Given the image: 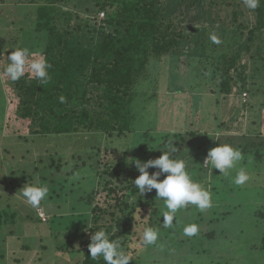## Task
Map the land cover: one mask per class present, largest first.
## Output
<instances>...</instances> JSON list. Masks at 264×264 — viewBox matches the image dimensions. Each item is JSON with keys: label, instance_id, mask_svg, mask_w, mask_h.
Listing matches in <instances>:
<instances>
[{"label": "rangeland", "instance_id": "obj_1", "mask_svg": "<svg viewBox=\"0 0 264 264\" xmlns=\"http://www.w3.org/2000/svg\"><path fill=\"white\" fill-rule=\"evenodd\" d=\"M225 2V5H214L213 14L231 15L237 10V25L251 27L254 24L255 16L243 0ZM42 4L39 0H0V43L3 44L0 47V211L7 209L8 213L16 215L15 221H12L15 225L9 220L8 225L0 228V264H82L78 243L87 242L86 237L91 242V234L99 229L108 231L110 224L107 216L99 221L93 232L89 233L81 227L84 240L78 236V230H71L75 226L80 229L81 222L86 218L85 209L89 205L83 201V197H87L95 187L99 188L97 172L107 165H120L126 157L125 153L132 150L136 142L131 135L109 139L105 135L98 137L95 133L85 132L72 136H7L3 115L6 101L4 88L11 80L4 74L6 57L15 50L13 48L18 41V44L22 42L21 37L25 34L18 40L19 32L28 33L29 28L34 29L35 8ZM77 6V1L72 0L69 4L64 2L61 9L89 19L93 21L92 24H100L105 11ZM196 15L192 9L185 15L188 22L182 25V31L189 39L181 41L180 52L158 61L149 58L145 65L146 72L132 87L138 104L143 101V96L155 94L156 97V100L146 104L149 117L146 113L140 114L144 118L138 127L133 128L138 133H154H149L147 138L151 144L156 143L159 140L157 135L163 133L197 135L187 138L188 142L183 146L186 150L175 157L185 160L191 175H205L201 182L205 186L209 184L206 188L211 193L212 186H221L227 179L231 181L236 170H232L229 177L212 169L203 173L207 166L202 161L203 171L197 174L192 168L199 165L189 162H194V158L202 152H206V155L201 154L198 158L205 159L208 151L220 143L243 152L244 159L238 167L244 166L250 179L242 186L231 182L230 186L237 189L238 194L227 197L223 203V200L212 197V209L200 212L204 219L198 224L194 223L189 211L178 212L180 226L176 230L177 238L168 241L161 233L156 245L139 248L133 260L139 264H181L190 252L197 251L187 249V243H193L198 251L204 253L197 260L195 258L193 264H264V216H261L264 215V79L254 71L258 66L263 69L264 64L257 62V66L247 53L241 52L234 69L228 73L230 93H224L221 88L224 81L221 65L217 68L210 60L214 55L222 54V47H216L211 42L209 36L212 32L206 31L211 26L197 24ZM214 28H219L217 23ZM39 37L30 32L27 39H30L31 45H35ZM31 40L36 41L32 43ZM31 50L36 52L34 47ZM54 163L60 165L59 169L55 168ZM216 175L217 178H214ZM27 184H46L50 189L48 199L42 202L39 210L32 208L20 195L21 188ZM118 195L122 196L120 192ZM153 195L138 194L129 200V203L137 204V198L141 197L135 215L136 219L142 220L144 225L141 226L161 225L162 211L158 215L152 213L162 201L156 200ZM102 202L103 198L99 205ZM111 204L113 206L114 201ZM227 210L232 213L227 219H221L222 211ZM88 214L92 228L93 214ZM248 218L257 221V225L253 223V229ZM38 220H48L50 225L55 223L53 230L58 227L60 232L58 236H49L45 229L42 230V243L46 245L43 249H39L41 243L38 239H33L35 230L32 232V229ZM192 223L198 226V233L192 237L185 236L183 227ZM30 225H33L32 229ZM170 230L173 233L172 229L160 227L161 232ZM210 231L214 232V236L208 240L205 234ZM240 231H243L242 238ZM29 245L33 247L25 252L23 248ZM85 245L81 247L84 251L88 248Z\"/></svg>", "mask_w": 264, "mask_h": 264}, {"label": "trees", "instance_id": "obj_2", "mask_svg": "<svg viewBox=\"0 0 264 264\" xmlns=\"http://www.w3.org/2000/svg\"><path fill=\"white\" fill-rule=\"evenodd\" d=\"M39 1L43 4L35 8V26L34 29L31 27L33 30L29 28V31L40 37L37 41L34 40L35 45H31L30 39H27L30 32L24 33L21 30L18 40L22 38V42L18 44V41L13 49L26 47L31 53L34 47L35 53H41L51 64L49 69L51 79L47 84H40L34 78L29 79V74L26 73L20 80L11 81L6 85L5 94L8 100L4 113L5 131L9 134L7 136L18 138L27 135L72 136L80 132L95 133L98 137L105 135L109 139L110 137L126 138L129 135L135 137L133 149L125 153L126 157L120 165L114 167L107 165L105 169L102 167L100 172H97L100 189L95 187L87 197H83V201L89 205L85 209L86 218L81 222L80 229L78 226L70 229L78 230V236L83 239L85 236L81 232V227L87 229L89 233L93 232L97 229L99 221L108 216L110 224L106 232L110 239L118 240L122 249L131 255L132 260L129 264H139L133 260V257L139 248H144L141 237L147 226H141L144 225L142 220L135 218L136 207H139L141 197L137 198V204L129 203V200L139 194L133 181L140 173L133 161L146 162L158 158L162 154L160 149L169 142L177 148L175 157L186 150L183 146L187 144V138H194L197 135L163 133L157 135L159 140L156 143L151 144L147 138L149 133H154L151 131L138 133L133 126L138 127L144 118L140 114L146 113L149 117L146 104L156 100V97L155 94L149 97L143 96V101L138 104V99L131 91L132 87L146 72L145 65L149 58L158 61L162 57L176 56L180 52L181 41L189 39L183 34L182 25L188 22V17L185 15L192 9L197 14L195 16L197 24L210 25L211 27L206 28V31L215 32L222 40L220 44L222 54L214 55L210 60L217 68L221 65L224 79L221 88L224 93H230L228 73L234 69L241 52L247 53L253 63L264 64V0H261L257 9L251 10L255 16V22L251 27L237 25L235 19L237 10L231 15L213 14L214 5H225V0H76L77 7L81 5L88 10L105 11L99 25L92 24L93 21L89 19L80 18L72 11L61 9L64 2L69 4L72 0ZM216 23L219 28H214ZM23 34L25 35L22 36ZM31 41L34 43L33 40ZM2 45L1 42L0 47ZM215 46L219 45L215 44ZM259 67L261 66L254 71L260 73L264 79V68L259 69ZM61 96L66 98L64 103L60 102ZM96 153L98 154L99 151ZM201 154L206 155V152L199 155ZM199 155L194 158V162H189L199 165L192 168L197 174L203 171L204 159L201 158L200 161ZM54 164L55 168L59 169L60 165ZM209 169L211 170L207 167L203 173ZM155 170L148 169L150 173ZM191 176L202 186L204 185L201 180L205 175ZM95 177L97 179V175ZM214 178H217V175ZM222 183L221 186H212L211 194L213 199L223 200V203L227 197L236 196L238 190L230 186L229 179ZM208 186L209 184L204 185V188L207 189ZM119 192L122 196L118 195ZM151 194L155 197V190ZM101 198L103 202L99 205ZM112 201H114L113 206ZM157 207L152 215L160 214V211L164 210L163 201ZM184 210L190 212L195 220L194 223L203 221V215L194 206L190 205ZM91 212L93 214L91 224L94 226L92 228L89 226L88 216ZM230 213L231 210L222 211L221 219H227ZM215 215L217 216V212ZM15 219L16 215L8 213L7 209L0 211V228L8 225L9 220L15 225L12 222ZM177 220L179 221L178 218ZM248 220L251 226L253 223L257 225L255 219L248 218ZM35 224L34 229H32L33 225L30 226L32 232L35 230L33 239H38L41 243L39 249L46 247L44 242L42 243V230L45 229L49 236H58L60 233L58 227L53 230V227H56L55 223L50 225L48 220L46 222L38 220ZM178 226L179 223L173 233L171 230L161 232L162 236L169 239L168 241L175 240ZM205 235L210 240L214 232L210 231ZM242 236L243 231H240V237ZM86 239V245L78 243L80 245L78 251L83 258L81 263L104 264L102 259L92 260L88 248L85 251L81 249L83 245H89L88 237ZM69 246L73 245L69 244ZM187 246V249L197 251L190 252L181 264H193L195 258L197 260L200 255H204L193 243H187ZM31 247L33 246L29 245L23 250L29 252ZM168 264L172 263L168 262Z\"/></svg>", "mask_w": 264, "mask_h": 264}, {"label": "clouds", "instance_id": "obj_3", "mask_svg": "<svg viewBox=\"0 0 264 264\" xmlns=\"http://www.w3.org/2000/svg\"><path fill=\"white\" fill-rule=\"evenodd\" d=\"M243 3L248 9L255 10L260 6L261 0H243ZM209 39L216 45L222 43L215 32L210 34ZM6 58L4 74L13 82L20 80L26 73L29 74V79L34 78L40 84H47L51 79L49 74L51 64L41 53H30L28 48L19 47L11 51ZM59 99L61 103H64L66 98L61 96ZM160 150L162 154L158 158L149 159L146 162L133 161L140 173L133 183L141 196L155 190V199L163 201L164 208L161 213L163 219L160 227L175 230L179 223L178 212L190 205L200 212L210 209L212 194L192 178L184 159L173 156L177 148L171 142L165 144ZM243 159L244 154L240 149L220 143L208 151L203 165L212 170H218L225 177H229L231 171L236 170L231 182L236 186H242L250 179L247 169L244 166L238 167ZM150 168L156 170L150 173L148 171ZM49 191L46 184H27L21 188L20 195L32 208L39 210L42 202L48 199ZM160 227L144 228L141 237L144 247L157 244L161 235ZM182 231L185 236L192 237L198 233V226L194 223L187 224ZM90 241L88 249L94 261L102 259L104 264H129L132 260L131 255L122 249L120 242L110 239L104 229L96 230L91 234Z\"/></svg>", "mask_w": 264, "mask_h": 264}, {"label": "crops", "instance_id": "obj_4", "mask_svg": "<svg viewBox=\"0 0 264 264\" xmlns=\"http://www.w3.org/2000/svg\"><path fill=\"white\" fill-rule=\"evenodd\" d=\"M0 87H1V81H0ZM5 88H6V86H5ZM5 88H4V93H5ZM5 96H6V101H5V105H3V115L6 112L7 100H8L7 94H5Z\"/></svg>", "mask_w": 264, "mask_h": 264}]
</instances>
